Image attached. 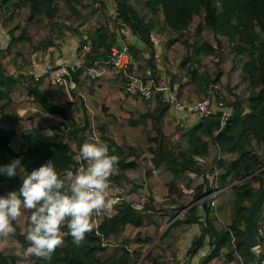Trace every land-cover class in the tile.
Listing matches in <instances>:
<instances>
[{"label": "trees", "instance_id": "trees-1", "mask_svg": "<svg viewBox=\"0 0 264 264\" xmlns=\"http://www.w3.org/2000/svg\"><path fill=\"white\" fill-rule=\"evenodd\" d=\"M107 3L0 0V26L7 35L0 44V165L22 157L30 173L53 159L59 172L75 171L93 130L120 157L110 187H145L144 207L117 203L81 246L63 227L64 243L51 261L23 259L31 212L22 209L13 222L15 234L0 239V264H178L177 242L193 223L200 231L196 244L205 237L209 242L198 264H264V248L250 249L245 236L248 209L264 184V0H112L110 13ZM160 14L163 24L156 20ZM123 28L139 42L128 45L138 75L157 70L154 30L165 38L160 55L179 97L216 96L230 107L224 125L218 114L185 125L160 93L130 92L123 75L111 70L92 78L78 69L71 92L47 75L33 79V59L68 37L78 39L76 52L90 63L126 38ZM6 63L18 72H8ZM213 171L216 185L224 187L215 205L194 202L212 189ZM22 183L19 173L0 175V195L19 191ZM182 183L193 192H183ZM153 194L170 206L156 208Z\"/></svg>", "mask_w": 264, "mask_h": 264}, {"label": "clouds", "instance_id": "clouds-1", "mask_svg": "<svg viewBox=\"0 0 264 264\" xmlns=\"http://www.w3.org/2000/svg\"><path fill=\"white\" fill-rule=\"evenodd\" d=\"M48 134L52 135L51 131ZM22 159L17 157L0 165V175L12 178L19 173L23 179L19 191L0 195V239L15 234L13 222L21 217L22 209L28 210L29 246L22 257L51 261L56 249L64 243L63 227L69 230L73 243L81 246L86 234L95 227L94 215L111 211L109 178L117 171L120 157L110 154L108 145L94 137L80 147L77 159L81 163L75 171L61 173L53 159H49L29 173Z\"/></svg>", "mask_w": 264, "mask_h": 264}, {"label": "built area", "instance_id": "built-area-1", "mask_svg": "<svg viewBox=\"0 0 264 264\" xmlns=\"http://www.w3.org/2000/svg\"><path fill=\"white\" fill-rule=\"evenodd\" d=\"M126 30L127 29L124 28L121 29V31H124V33ZM126 32L127 34L130 33L129 30H127ZM75 40L76 45L74 52L77 56L75 60H62L58 62H51L47 60L44 63L34 61L30 70V73L33 75V79L37 80L40 76L47 75L52 83L62 85L68 92H71V89H73L77 84L76 80L73 78V73L78 69H80L85 76H89L92 78L104 73L105 71L111 70L123 75L126 87L130 92L137 93L144 97H150L152 95V92L156 91L160 93L161 99L163 101L169 103L171 110L183 112L185 115L191 114L196 118L194 119V121L211 116L213 114H218L220 117L221 128L227 120L230 113V107L226 106L222 101L217 100L216 96L211 94L203 96L194 101H188L179 97L177 92L178 84L176 82L171 83V81L166 80L164 76L157 73V70L155 72L149 70L146 71L144 75H138L135 71L139 68V66L135 59L132 57V51L128 47V45L130 44L128 37L122 38L120 36L118 41L110 46L104 58L94 59L90 63L85 62L84 57L82 55L79 56L76 52V48L80 44L78 39ZM81 48L83 51H88L90 48L89 41L82 44ZM88 135L92 136L93 138L97 137L96 133L93 130L91 134ZM217 174V171H213V173L209 175L207 174L212 184V189L194 202L207 199L210 206L215 205L216 195L224 188L218 187L216 185L215 176H217ZM145 189L146 188L144 187L141 192H145ZM181 189L185 193L193 192V188L186 186L185 183H182ZM109 191L111 193V199L113 201L112 209L108 213L101 212L98 215H94L93 221L95 223V227L98 226V223L104 213L107 215H111L113 212H115V205L119 202H128L131 207L135 209H142L144 207L145 200L143 194L141 193H138L136 191L129 192V190L127 189L112 188L110 186ZM184 209H182L181 212H183ZM259 210L260 216H258L259 218L257 217L256 234L260 241V249H262V247L264 248V200L262 201ZM96 231L98 232V229ZM186 233L188 234V236L192 235L190 231H186ZM190 238L193 241L191 244L190 241L188 247L185 249V258L183 257L181 259H178L180 264L189 262V264H198V262L192 259V256H194L195 254L191 256L192 253L189 251L191 249V245L196 244L198 236H191ZM104 242L105 240H103V243ZM203 243L204 240L199 245H197V248L199 249V252H197L199 253V257L209 249V247L206 245L205 250ZM188 258L190 259V261ZM195 258H197V255Z\"/></svg>", "mask_w": 264, "mask_h": 264}, {"label": "rangeland", "instance_id": "rangeland-1", "mask_svg": "<svg viewBox=\"0 0 264 264\" xmlns=\"http://www.w3.org/2000/svg\"><path fill=\"white\" fill-rule=\"evenodd\" d=\"M108 1V13H110V12H112L113 11V5H112V0H107ZM20 14H22V15H24L25 13H26V11L23 9L22 11H20L19 12ZM158 19H156L159 23H164V19H163V17H162V15L160 14L158 17H157ZM127 31V30H126ZM125 31V33H126V37H128V40L130 41L129 43L131 44V45H138L139 44V42H138V40L133 36V35H130V33H128L127 34V32ZM151 35H152V40H153V43H154V48H155V51H156V55H157V57H156V68H157V73H159L160 75H162V76H164L165 77V79L166 80H168V81H171L172 80V78H171V75L165 70V66H164V64H163V62H162V59H161V49H162V46H163V44H164V41H165V38H164V36L163 35H161L160 33H157V32H155L154 30L152 31V33H151ZM69 39H70V37H69ZM6 41H7V35H6V33H5V30L3 29V27L2 26H0V44H1V46H4L5 45V43H6ZM70 42L71 43H73L74 42V44L76 45V42H75V39H73L72 40V38H71V40H70ZM70 42L68 41V40H65L64 42H62L61 43V45L60 46H64V47H66V45H67V43H69L70 44ZM66 44V45H65ZM141 45V44H140ZM60 48V47H59ZM69 48V47H68ZM68 48H66V53H65V55H66V57H68V58H70V56L72 55V53L71 52H73V51H70ZM6 68H7V71L8 72H10V73H13L14 71V73L16 74L18 71H17V69L16 68H14V66H13V64H11V63H6ZM174 70H175V67H174ZM200 94L198 93V92H193V93H191L190 95H189V97L188 98H183V99H185V100H188V101H194V100H196V99H199L201 96H199ZM20 113L22 112V110H18ZM172 111V113L173 114H176V116L178 117V118H180L181 120H182V123H184L185 125H187V124H191V123H193L192 121H194V119H196L195 118V116H193V115H185L183 112H178V111H175V110H171ZM178 136V133L176 134V136H175V138ZM115 138L117 139V141H119V142H121V136H120V134H119V132L115 135ZM134 179H137L136 177L134 178ZM141 190H143V188H139V189H137V191L136 190H132V189H130L129 188V192H133V191H136V192H138V193H141L142 194V192H141ZM147 190L145 189V192H146ZM137 193V194H138ZM139 195V194H138ZM153 199H154V201H153V203L155 204V207L156 208H162V207H164V206H170L169 205V200L167 199V198H165V197H163V196H161V195H158V194H153ZM182 211V209L181 210H179V211H177V213L174 215V217L176 218L177 216H179V215H181V212ZM201 215H203V212H202V214ZM166 226H162L161 227V231L165 228ZM186 231H190L191 233H192V235H189L187 238H186ZM184 233H183V237L181 236V244H182V246H181V249H180V254L179 255H181V253H183L182 254V256H180L181 258H185V255H184V249L185 248H187L188 247V239H189V242H190V244L192 243V241L193 240H191V236L192 237H197V236H199V225L197 224V223H193L187 230H186ZM186 233V234H185ZM197 233V234H196ZM155 238H154V240H158V235L157 236H154ZM185 239V240H184ZM155 241V242H156ZM203 245H204V249L206 250V245L209 247V242H208V239H207V237H205L204 238V243H203ZM193 248V249H192ZM149 249V248H148ZM147 249V250H148ZM147 250L145 251V253L147 252ZM192 254H191V256L193 255V254H195L194 256H192V259H194L196 262H198L199 261V258L202 256V255H200V257H199V253H197V252H199V249L197 248V244H192L191 245V249L189 250ZM176 255L177 254H175V261H177V263L178 264H180L179 263V260H177V258H176ZM196 255H197V258H195L196 257ZM199 257V258H198ZM189 259V258H188ZM193 260V261H194ZM189 261H190V259H189ZM190 263V262H189ZM189 263H185V264H189ZM191 264H193V263H191Z\"/></svg>", "mask_w": 264, "mask_h": 264}, {"label": "water", "instance_id": "water-1", "mask_svg": "<svg viewBox=\"0 0 264 264\" xmlns=\"http://www.w3.org/2000/svg\"><path fill=\"white\" fill-rule=\"evenodd\" d=\"M245 177H243V178H245ZM263 200H264V184L257 191L254 199L251 202V205L248 209V213L246 216L245 236H246L247 244H248V247L250 249H252L256 252L260 251V241H259L257 234H256V222H257L258 212H259V209H260V206H261ZM173 219H175V217H173ZM164 229L160 232L158 237L161 235V233L164 231ZM155 241L156 240H154L152 242V244L155 243ZM144 255H145V253L142 255V257Z\"/></svg>", "mask_w": 264, "mask_h": 264}, {"label": "crops", "instance_id": "crops-1", "mask_svg": "<svg viewBox=\"0 0 264 264\" xmlns=\"http://www.w3.org/2000/svg\"><path fill=\"white\" fill-rule=\"evenodd\" d=\"M71 38H72V40L73 39H77L76 37H70V39H69V37L66 39V40H68L69 42H70V40H71ZM75 42H76V40H75ZM66 45V44H65ZM69 47V48H68ZM66 48H68L70 51H73V52H71L72 53V55L70 56V58H68V57H66V55H65V53H66ZM50 50H53L54 52H53V54H51L50 53ZM74 50H75V44H74V42L73 43H71L70 42V44L69 43H67V45H66V47H64V46H60V48H57V47H54V48H50L49 49V52L47 51L46 53H42V55H40V53L39 54H37L38 56H39V58L38 59H36V58H34L33 59V62L35 61V62H42V63H44L45 61H47V60H49V61H51V62H58V61H62V60H68V61H73V60H75L76 58H77V56L75 55V52H74ZM33 64V63H32ZM186 234V233H185ZM183 235V234H182ZM181 235V236H182ZM183 237V236H182ZM188 237V234H186V238ZM181 237H180V239L178 240V242H177V255H176V258H177V260L178 259H181V257L180 256H182V254L183 253H181V255H179L180 254V249H181V246H182V244H181ZM185 240V239H184ZM188 245H189V239H188ZM186 249V248H185ZM185 249H184V253H185Z\"/></svg>", "mask_w": 264, "mask_h": 264}]
</instances>
